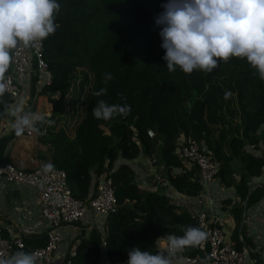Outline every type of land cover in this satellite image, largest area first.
Wrapping results in <instances>:
<instances>
[{
	"label": "trees",
	"instance_id": "1",
	"mask_svg": "<svg viewBox=\"0 0 264 264\" xmlns=\"http://www.w3.org/2000/svg\"><path fill=\"white\" fill-rule=\"evenodd\" d=\"M57 2L61 6L55 19L59 27L42 41V57L50 80L37 90L31 85V95L46 97L50 104L48 120L53 123L38 122L39 131L31 135L45 146L47 163L64 170L73 197H90L95 184L92 174L107 171L116 199V208L105 216L103 232L93 227L82 236L81 231L70 264H99L101 254L109 263L122 261L128 259L127 252L133 247L156 254L157 236L165 232L182 236L184 229L194 226V218L186 212H176L163 194L140 189L127 161L140 153L153 154L152 159L163 164L171 185L193 195L199 185L196 179H190L191 170L172 172L181 164L173 153L175 142L180 135L183 139L190 137L203 141L217 162L223 161L218 167L220 177L226 160L239 157L241 173L234 186L244 197L248 179L264 167L262 156L243 149L258 137L264 140V80L246 59L237 57L227 62L220 60L212 72L197 69L186 74L179 67L169 72L162 59L165 51L160 46V27L155 23L167 0ZM106 72L113 79L104 84ZM77 81L80 88L86 86L87 90L77 100L79 114L71 110L66 116L63 101L67 93V103L78 98ZM102 87L107 88L104 96L92 95ZM99 99L109 104L126 103L131 111L127 116L98 120L92 108ZM10 102L7 93L0 98V120L5 104ZM34 105L35 102L31 111ZM63 116L71 134L61 128L52 129ZM148 129L153 136L146 134ZM5 141L6 138L0 140V162ZM223 141L229 149L227 157L222 152ZM260 187L247 196V203L259 198L264 190ZM235 237L236 247L240 242ZM45 242L44 232L23 236V247L14 249V253L28 252ZM197 251L198 246L183 250L187 255Z\"/></svg>",
	"mask_w": 264,
	"mask_h": 264
},
{
	"label": "clouds",
	"instance_id": "2",
	"mask_svg": "<svg viewBox=\"0 0 264 264\" xmlns=\"http://www.w3.org/2000/svg\"><path fill=\"white\" fill-rule=\"evenodd\" d=\"M57 0H0V98L7 91L5 74L12 61V50L20 46L38 47L59 27L55 23L60 11ZM163 11L156 17L160 27L162 59L169 72L179 67L186 74L193 70L212 72L220 60L231 57L244 58L264 80V0H167ZM113 79L104 73L102 82ZM107 88L92 93L102 97ZM121 99H124L121 96ZM5 111L14 119L10 129L15 135L25 130L38 132L37 123H53L40 113L25 111L21 103L5 104ZM131 111L125 104H109L99 99L92 108L94 118L111 120L115 116H127ZM54 165L47 163L44 172H51ZM182 236L169 234L162 247L152 254L133 247L127 252L125 264H179L177 254L186 247L201 246L206 232L188 227ZM159 240V238H158ZM37 252L16 251L4 256L0 264H38Z\"/></svg>",
	"mask_w": 264,
	"mask_h": 264
},
{
	"label": "built area",
	"instance_id": "3",
	"mask_svg": "<svg viewBox=\"0 0 264 264\" xmlns=\"http://www.w3.org/2000/svg\"><path fill=\"white\" fill-rule=\"evenodd\" d=\"M12 61L9 71L5 74L8 88L5 93L11 97L10 105L18 102L31 107L36 96L31 95V85L34 89L48 84L50 72L42 57V44L38 47L20 46L12 50ZM8 120H0V140L9 132ZM32 132L25 130L23 134L30 135ZM146 134L151 137L153 131L148 129ZM174 155L179 158L183 165L194 167V176L200 185L207 184L218 174V162L212 151L204 148L199 142L187 137L178 139L173 149ZM153 154H151L150 161ZM41 164L32 168L24 169L14 166L9 161L0 162V176L6 181L15 184L30 185L34 189L33 202L38 209V216L45 222L44 234L46 242L43 246L35 247L28 251L39 254L38 264H70V258L74 256V244L77 241L76 235L71 242L63 246L65 234L62 228L69 226L72 230L82 231L86 236L93 224V217H105L110 211L116 208L111 176L107 171L98 175L92 174L95 184L93 194L86 199H79L72 196L66 185L65 172L61 168L54 167L51 172H44ZM194 218V227L206 232L207 238L199 252L187 255L183 251L177 254L179 264H241L242 252L237 250L234 242L231 241L225 230L219 225L217 218L199 210L191 214ZM81 234V233H80ZM78 234V235H80ZM173 234L165 232L158 236L160 248L166 236ZM174 235V234H173ZM157 238V239H158ZM237 239L241 240L238 234ZM100 244L105 245L101 234ZM23 247V234L15 233L6 237L0 233V253L9 256L14 249ZM127 259L109 264H125Z\"/></svg>",
	"mask_w": 264,
	"mask_h": 264
},
{
	"label": "crops",
	"instance_id": "4",
	"mask_svg": "<svg viewBox=\"0 0 264 264\" xmlns=\"http://www.w3.org/2000/svg\"><path fill=\"white\" fill-rule=\"evenodd\" d=\"M23 107L25 111L31 110L28 105H23ZM34 112L36 113V111ZM1 119L8 120L10 124L14 118L5 111ZM3 138H6L2 153L4 161H9L14 166L24 169L47 164L45 159L46 148L33 135L22 134L17 136L14 131L9 130ZM178 139H183L182 135ZM199 144L208 149L203 141H200ZM243 149L253 156H262L264 160L263 139L258 137L256 142L246 145ZM228 151L226 142L223 141L222 152L226 157L229 155ZM149 159L148 155L140 153L136 158L127 161L134 172L135 182L140 189L163 194L174 205L176 212H186L191 216L199 210H205L214 215L231 241L236 243L235 236L240 235L241 240L237 239L240 245H236V248L243 255L241 264H258V262L264 264V190L260 192L261 194L256 201L246 202L247 196L256 187L264 188V167L258 175L248 179L246 193L243 197L240 196L234 186L241 173L240 159L230 156L226 160L222 177L217 174L213 180L203 186L198 183L197 192L193 195H187L177 191L167 180L162 163ZM222 162L220 159L218 167L219 163ZM180 170H191L190 179H196L194 167L181 163L180 167L173 168L172 172ZM33 199L34 189L32 186L11 183L0 176V233L2 235L9 238L15 233L29 236L44 232L46 225L38 216V209ZM235 208L237 210L233 212ZM234 213H237V216H234ZM104 220L105 217L102 216L93 217V224L100 232L104 231ZM236 227L237 235H234V228ZM62 231L65 234L63 246L70 243L71 238H74L73 236L76 235L77 238L78 234L81 233L78 229L72 230L69 226L63 227ZM157 238L158 236L155 238V246L159 250L160 242ZM99 264H109L104 254H101Z\"/></svg>",
	"mask_w": 264,
	"mask_h": 264
},
{
	"label": "rangeland",
	"instance_id": "5",
	"mask_svg": "<svg viewBox=\"0 0 264 264\" xmlns=\"http://www.w3.org/2000/svg\"><path fill=\"white\" fill-rule=\"evenodd\" d=\"M79 85H80L79 81H77V84L75 87L76 88L75 93L77 94L78 98L76 100H73V101L71 100L69 103H67L66 98H68V96H69V93H67L65 100L63 101L64 102L63 111H64V115H66V116H67V113L68 112L70 113L71 110H73V112H75V115L76 114L78 115L80 112V108L78 107L77 100H80L81 97H84V95H85L84 92H86L87 87L82 86L80 88ZM49 109H50V104L46 101V97L42 96V95H37L33 112L36 111V113H40V114L44 115L46 120H48V116L50 113ZM66 116H63L61 118V120L56 121V124L52 129L55 130V129L61 128L62 130H64L65 133L71 134V131L69 130V128H67V122L65 120ZM45 128H47V126Z\"/></svg>",
	"mask_w": 264,
	"mask_h": 264
},
{
	"label": "water",
	"instance_id": "6",
	"mask_svg": "<svg viewBox=\"0 0 264 264\" xmlns=\"http://www.w3.org/2000/svg\"><path fill=\"white\" fill-rule=\"evenodd\" d=\"M188 226V225H187ZM190 227H194L193 225H189ZM195 228V227H194ZM258 264H261V262H258Z\"/></svg>",
	"mask_w": 264,
	"mask_h": 264
}]
</instances>
